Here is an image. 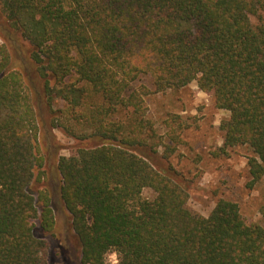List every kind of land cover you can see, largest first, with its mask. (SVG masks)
<instances>
[{
    "label": "trees",
    "instance_id": "obj_1",
    "mask_svg": "<svg viewBox=\"0 0 264 264\" xmlns=\"http://www.w3.org/2000/svg\"><path fill=\"white\" fill-rule=\"evenodd\" d=\"M0 7L4 39L19 33L31 45L42 93L11 69L1 46L0 264H48L34 221L54 229L50 192L45 185L36 200L30 191L42 165L39 101L53 127L88 143L57 163L81 264H105L112 251L118 264H264L261 224L225 198L206 216L190 211L187 189L142 154L158 145L149 142L144 97L195 81L228 113L219 152L245 145L250 184L264 177V0H0ZM142 75L153 91L136 85ZM57 100L64 106L54 108Z\"/></svg>",
    "mask_w": 264,
    "mask_h": 264
},
{
    "label": "rangeland",
    "instance_id": "obj_2",
    "mask_svg": "<svg viewBox=\"0 0 264 264\" xmlns=\"http://www.w3.org/2000/svg\"><path fill=\"white\" fill-rule=\"evenodd\" d=\"M0 15V47L5 45L3 47L8 49L11 69L20 70L33 94L41 96V83L30 59L31 45L19 33L7 42L2 31L1 9ZM261 19L264 23V10ZM251 21L259 22L256 16H251ZM136 85L153 91L149 75L139 77ZM144 100L147 117L154 128V137L149 142L158 145L154 146L155 152L148 150L142 154L158 170L173 176L187 189L188 209L206 216L219 198H225L238 204L246 220L264 227V216L259 212L264 201V177L250 184L247 158L252 153L245 145L219 152L223 142L219 125L228 113L215 106L213 96L201 91L192 81L179 90L150 92ZM38 105L41 124L37 152L42 165L35 169L30 191L37 200L38 191L45 185L48 187L55 226L51 232H45L39 220H35L34 232L48 242V264H81L80 244L71 226V216L60 198L61 176L57 163L60 156L72 154L75 148L88 143L69 136L61 126L53 127L49 108L40 101ZM63 106V101H54V108ZM142 195L152 198L153 192L144 188Z\"/></svg>",
    "mask_w": 264,
    "mask_h": 264
},
{
    "label": "clouds",
    "instance_id": "obj_3",
    "mask_svg": "<svg viewBox=\"0 0 264 264\" xmlns=\"http://www.w3.org/2000/svg\"><path fill=\"white\" fill-rule=\"evenodd\" d=\"M105 264H118V253L112 251L105 254Z\"/></svg>",
    "mask_w": 264,
    "mask_h": 264
}]
</instances>
